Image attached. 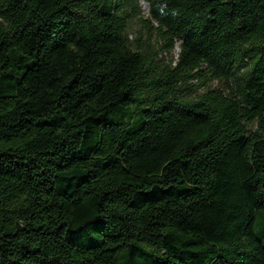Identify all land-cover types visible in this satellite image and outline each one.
<instances>
[{"label": "trees", "instance_id": "obj_1", "mask_svg": "<svg viewBox=\"0 0 264 264\" xmlns=\"http://www.w3.org/2000/svg\"><path fill=\"white\" fill-rule=\"evenodd\" d=\"M0 264H264V0H0Z\"/></svg>", "mask_w": 264, "mask_h": 264}, {"label": "rangeland", "instance_id": "obj_2", "mask_svg": "<svg viewBox=\"0 0 264 264\" xmlns=\"http://www.w3.org/2000/svg\"><path fill=\"white\" fill-rule=\"evenodd\" d=\"M143 10H144V12H146L145 9H143ZM138 27H139V25L137 24V22H136L135 20H133V24L131 25V29H130V31H129V33H130V35H131L132 37L134 36V33H135V31L138 29ZM178 53H179V48L176 47V48L174 49V51H173L171 54H172V56L177 57V56H178ZM215 85H216V84L214 83V84H213V87H214Z\"/></svg>", "mask_w": 264, "mask_h": 264}, {"label": "water", "instance_id": "obj_3", "mask_svg": "<svg viewBox=\"0 0 264 264\" xmlns=\"http://www.w3.org/2000/svg\"><path fill=\"white\" fill-rule=\"evenodd\" d=\"M144 9L147 11L148 10V5L144 3Z\"/></svg>", "mask_w": 264, "mask_h": 264}]
</instances>
